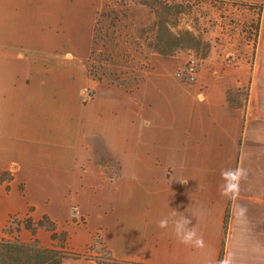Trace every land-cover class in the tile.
<instances>
[{"label": "crops", "instance_id": "0c3cea01", "mask_svg": "<svg viewBox=\"0 0 264 264\" xmlns=\"http://www.w3.org/2000/svg\"><path fill=\"white\" fill-rule=\"evenodd\" d=\"M104 6L0 0V180L13 177L11 191L0 181V227L11 216L48 215L69 233L68 249L95 258L101 245L120 261L219 264L225 245L234 264H264V15L252 60V45L235 51L221 40L194 83L179 75L183 52L131 42L119 47L130 61L116 52L104 68L110 77L98 80L88 61ZM245 89L248 101L233 107L229 93ZM237 167L247 177L230 200L219 193L221 170ZM174 212L191 220L204 248L180 244L171 223L157 228ZM20 238L34 239L23 226ZM38 238L53 247L46 230Z\"/></svg>", "mask_w": 264, "mask_h": 264}, {"label": "trees", "instance_id": "16d2710c", "mask_svg": "<svg viewBox=\"0 0 264 264\" xmlns=\"http://www.w3.org/2000/svg\"><path fill=\"white\" fill-rule=\"evenodd\" d=\"M121 3L127 5L130 2L149 7L156 16V20L148 29H142L140 35L146 39L148 46L154 52L165 56H176L182 50H194L198 53V58L201 63L206 60L212 50V44L205 38L209 31V26H203L200 20L195 17L196 9L202 8L204 5L212 2V0H119ZM224 1V0H219ZM250 8L258 7L260 9V21L256 26V42L255 49L258 47V40L260 36L261 20L264 15V5L258 3H245ZM99 21V20H98ZM96 25V33L97 26ZM119 21V16L116 14L112 18V26L116 28ZM96 41V35H95ZM94 54V52H92ZM113 58L107 60L109 62ZM91 77L98 80H103L102 77L96 76L91 73ZM105 75V74H104ZM103 75V76H104ZM119 79V78H118ZM243 90H239L241 92ZM233 92L229 93V102L233 107H242L244 104L233 96ZM248 101V93L246 102ZM245 102V103H246ZM1 183H6L7 191H11V182L13 177L10 173L4 172L1 175ZM23 194L25 189L22 188ZM34 211V208H31ZM17 216H11L15 218ZM17 217L16 219H18ZM15 219V220H16ZM20 219V218H19ZM232 219V205L229 203L226 218L225 229L226 232L229 228ZM16 230L20 234L22 226L30 231L34 237L31 242H24L20 235L0 239V264H63L65 260H81V259H94L95 257L75 250L68 249L67 245L70 241L68 232H59L58 224L51 219L48 215H43L38 221L32 217H25L20 220ZM14 223V222H13ZM40 230H46L51 234L54 241L53 247H45L41 244L38 233ZM101 243V236L98 234L96 240L89 250H93L95 245ZM225 245L223 246L220 262L224 259ZM102 250H106L102 248ZM100 264H143L129 261H120L115 259L109 252L108 257L103 258L97 256L95 258ZM220 264V263H219Z\"/></svg>", "mask_w": 264, "mask_h": 264}, {"label": "rangeland", "instance_id": "374dc122", "mask_svg": "<svg viewBox=\"0 0 264 264\" xmlns=\"http://www.w3.org/2000/svg\"><path fill=\"white\" fill-rule=\"evenodd\" d=\"M103 1L105 6L98 17L99 23L94 44V54L91 55L88 61V74L90 75L91 71L92 74L105 79L110 77L106 69H104L108 64L107 60L113 58L116 52L124 54V56L121 55V59L124 58L126 61H130L131 56L125 51L123 52V49L119 48L120 46L126 47V44L131 42V45H134V48L136 47L138 51L148 47L146 39L140 35V32L142 29L150 28L155 22L156 16L149 7L136 2H130L125 5L119 0ZM242 2L264 5V0H212V2L204 5L201 9L197 8L195 17L200 20L203 26H209V31L205 38L212 44V48L215 45L217 46L221 40H223L225 46L230 43L234 44L235 51L241 50L243 45H252L253 47L250 48L247 57L252 60L257 39L255 28L260 21V9L258 7L250 8L243 5ZM115 14L119 16V21L116 24V28H113L112 18ZM182 52L187 56L188 60L191 56L198 57V53L194 50L180 51V53ZM238 54L240 53L238 52ZM111 79L112 81L117 80L126 84L129 88L135 87L137 83L136 79L130 76H120L119 79L113 76ZM247 93L245 89L241 92H235L233 96L245 104ZM86 95V99L90 100L93 98L94 92L90 90ZM88 95H91V98ZM16 218L12 221L14 223L0 227V239L10 237V234L14 236L20 235L16 227L20 224L21 219ZM99 252L103 254V258L108 257V252L102 250L101 245H99Z\"/></svg>", "mask_w": 264, "mask_h": 264}, {"label": "clouds", "instance_id": "9594fccd", "mask_svg": "<svg viewBox=\"0 0 264 264\" xmlns=\"http://www.w3.org/2000/svg\"><path fill=\"white\" fill-rule=\"evenodd\" d=\"M246 177L247 171L243 168L222 169V183L219 186L220 195L230 200L235 199L240 191V184L246 179ZM241 212H246V209L243 206H241ZM170 223L172 225L173 235L180 244L198 249L205 247L203 236L198 234L195 227H188L191 223L189 218L174 212L171 216L161 218L156 226L160 229H167ZM220 264H234V259L232 256H227L220 262Z\"/></svg>", "mask_w": 264, "mask_h": 264}, {"label": "built area", "instance_id": "2783aa9c", "mask_svg": "<svg viewBox=\"0 0 264 264\" xmlns=\"http://www.w3.org/2000/svg\"><path fill=\"white\" fill-rule=\"evenodd\" d=\"M200 68V59L197 56H191L188 60L186 66L179 72V75L188 82L194 83L196 81V76ZM91 98V95H88ZM14 218H11L9 223H13Z\"/></svg>", "mask_w": 264, "mask_h": 264}]
</instances>
